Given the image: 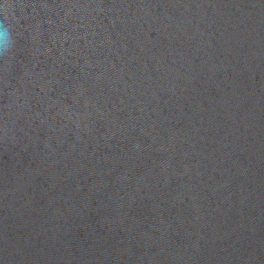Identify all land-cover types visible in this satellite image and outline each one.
I'll use <instances>...</instances> for the list:
<instances>
[{
	"label": "water",
	"instance_id": "95a60500",
	"mask_svg": "<svg viewBox=\"0 0 264 264\" xmlns=\"http://www.w3.org/2000/svg\"><path fill=\"white\" fill-rule=\"evenodd\" d=\"M0 264H264V0H0Z\"/></svg>",
	"mask_w": 264,
	"mask_h": 264
},
{
	"label": "clouds",
	"instance_id": "9594fccd",
	"mask_svg": "<svg viewBox=\"0 0 264 264\" xmlns=\"http://www.w3.org/2000/svg\"><path fill=\"white\" fill-rule=\"evenodd\" d=\"M8 40V33L4 29H0V43H6Z\"/></svg>",
	"mask_w": 264,
	"mask_h": 264
}]
</instances>
